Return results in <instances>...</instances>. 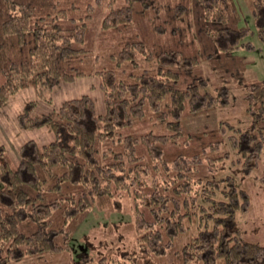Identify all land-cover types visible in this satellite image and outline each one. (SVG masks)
Here are the masks:
<instances>
[{"label": "trees", "instance_id": "16d2710c", "mask_svg": "<svg viewBox=\"0 0 264 264\" xmlns=\"http://www.w3.org/2000/svg\"><path fill=\"white\" fill-rule=\"evenodd\" d=\"M247 1L264 47V0ZM99 3L0 0V107L23 89L41 94L88 77L99 80L104 103L98 112L84 94L38 114L51 96L25 104L20 126L48 127L55 139L25 141L16 166L0 146V255L51 264L72 250L69 233L84 212L112 213L124 200L133 203L134 239L108 227L96 239L109 248H79L71 264H264V245L243 238L236 222L251 206L246 186L264 154V80L245 77L237 52L254 46L235 3L111 1L101 28L123 42L111 50L114 67L95 69L85 41ZM238 102L240 116H222ZM232 152L242 186L218 177Z\"/></svg>", "mask_w": 264, "mask_h": 264}, {"label": "rangeland", "instance_id": "374dc122", "mask_svg": "<svg viewBox=\"0 0 264 264\" xmlns=\"http://www.w3.org/2000/svg\"><path fill=\"white\" fill-rule=\"evenodd\" d=\"M93 11L92 19L89 25V32L86 36L85 46L93 50V58L91 57L88 62L93 64L95 69H104L114 67V59L110 56L111 50H118V42L122 41L121 36H117L111 32V30L102 31V20L107 13L108 3L111 1L117 3V5H122L124 0H101ZM235 3L242 20L241 25L248 26L251 30L249 35L244 41H249L253 44V50L240 49L237 53L239 55L245 56L247 60V68L245 70V77L249 80H264V47L258 36V27L255 24L254 16L251 12L250 5L247 0H233ZM144 27V26H143ZM146 29V27H144ZM138 32L139 26L132 32V34ZM131 34V35H132ZM139 38V37H138ZM121 43V42H119ZM107 49V55H100L102 50ZM245 60V61H246ZM207 71L210 72L212 69L209 67ZM205 69V70H206ZM0 75V83L2 81ZM99 80L94 77H88L83 79H78L72 83H60L53 90H44L41 94L37 93L35 87H29L21 90L18 94L11 97V99L3 106L0 107V146H4L5 150L11 155L13 164L16 166L20 158V147L21 145L30 139H34L40 144H46L55 139L54 132L48 127L41 128H30L23 129L18 122V115L23 110L25 104L31 100H41L51 96V103H46L43 101L39 102V105L34 110L35 114L43 112H51L54 107H58L61 103L67 99L80 97L84 94H91L97 105V111L102 112L104 110L103 94L98 87ZM234 87V96H239V90L236 88L234 83L229 84ZM240 101V99H238ZM233 112H222L223 117H230L234 119L241 115L243 106L240 102L236 104L233 108ZM219 112L212 116L208 121L214 123L220 116ZM231 152V151H230ZM237 158V154L232 152L231 158L227 159V168L223 173L218 175V177L232 175L236 178L239 186L242 183H246V173L242 170L240 166L232 165L231 160ZM249 177V182L247 183L246 190L250 194L251 206L248 210H239L236 213V222L241 229L242 237L246 240L256 242L258 244L264 245V154L261 157L259 167L252 172ZM212 177H215L212 174ZM0 187L2 183L0 181ZM124 201V200H123ZM122 204H116L115 211L102 212V211H92L84 212L81 215L76 227L71 231L70 234V245L72 244V250H67L66 252L59 253V255H54L52 257L51 264H71L73 258L77 257V251L82 248L81 251L88 253V249H93L89 251L91 255L99 253L103 249L109 248V243L105 242L98 243L100 238L105 236L108 227L110 228L109 234L111 236L116 235V231L120 234L121 230H125V233L134 239L135 228V214L133 211V203L130 201L123 202ZM115 229V230H114ZM114 230V231H113ZM104 233V234H103ZM111 239V238H109ZM87 245H86V244ZM136 240L131 243V246H135ZM100 245V246H99ZM126 245L122 247H126ZM5 253L2 252L0 255V264H36V256H25L21 260H11L4 259Z\"/></svg>", "mask_w": 264, "mask_h": 264}]
</instances>
